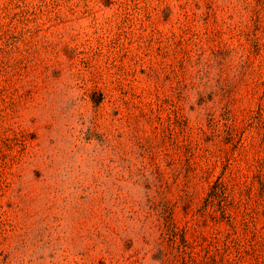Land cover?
<instances>
[{
	"label": "rangeland",
	"instance_id": "374dc122",
	"mask_svg": "<svg viewBox=\"0 0 264 264\" xmlns=\"http://www.w3.org/2000/svg\"><path fill=\"white\" fill-rule=\"evenodd\" d=\"M0 264H264V0H0Z\"/></svg>",
	"mask_w": 264,
	"mask_h": 264
}]
</instances>
